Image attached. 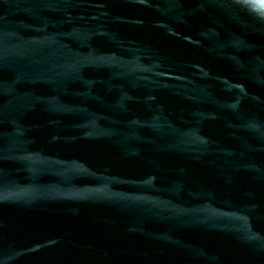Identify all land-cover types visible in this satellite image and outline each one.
Segmentation results:
<instances>
[{
    "label": "water",
    "instance_id": "water-1",
    "mask_svg": "<svg viewBox=\"0 0 264 264\" xmlns=\"http://www.w3.org/2000/svg\"><path fill=\"white\" fill-rule=\"evenodd\" d=\"M0 264H264V0H0Z\"/></svg>",
    "mask_w": 264,
    "mask_h": 264
}]
</instances>
